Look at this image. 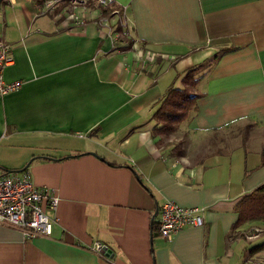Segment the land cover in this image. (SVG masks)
Masks as SVG:
<instances>
[{"label":"crops","instance_id":"0c3cea01","mask_svg":"<svg viewBox=\"0 0 264 264\" xmlns=\"http://www.w3.org/2000/svg\"><path fill=\"white\" fill-rule=\"evenodd\" d=\"M3 1L4 80L22 85L0 97V174L27 173L58 204L41 203L49 237L0 222V264H264V223L235 226L264 185V0H114L124 19L86 4L71 31L44 0ZM227 48L159 144L152 117L176 74ZM164 201L202 209V226L161 239Z\"/></svg>","mask_w":264,"mask_h":264},{"label":"built area","instance_id":"2783aa9c","mask_svg":"<svg viewBox=\"0 0 264 264\" xmlns=\"http://www.w3.org/2000/svg\"><path fill=\"white\" fill-rule=\"evenodd\" d=\"M66 9H60L64 0H44V11L51 13L55 22L63 29L71 31L73 28L85 27L86 4H92L96 9L111 8L114 0H67ZM10 2V0H9ZM112 15H120L124 19V13L111 9ZM125 21L123 20L121 24ZM109 32L114 33L108 23L105 24ZM121 26V25H120ZM14 63L9 54V46L0 40V97L18 91L22 85L20 81L6 82L4 70ZM45 201L46 208L55 211L58 204V196L52 189L35 187L27 173L0 174V222L7 223L20 230L24 240L36 237H49L54 223L41 207ZM200 208H184L171 201H164L160 207L158 220V235L163 240H170L174 234L184 227L202 226L203 217ZM261 229L251 228L247 231L248 239L256 238ZM91 251L102 255L104 249L96 243Z\"/></svg>","mask_w":264,"mask_h":264},{"label":"trees","instance_id":"16d2710c","mask_svg":"<svg viewBox=\"0 0 264 264\" xmlns=\"http://www.w3.org/2000/svg\"><path fill=\"white\" fill-rule=\"evenodd\" d=\"M3 2L1 0V5H3ZM110 9H113V7L107 8V10ZM116 31L120 32V29ZM233 50L234 48L224 49L203 63L176 74L165 95L157 103L158 108L152 117L154 126L151 132L153 137L159 138V144L163 143L164 139L171 133H174L177 126L186 121L196 110L197 100L201 98V95L195 91L197 85L204 78L205 73L217 63L223 53ZM175 149L179 154L180 144H177ZM236 211L238 213V220L235 225L237 228L254 223H264V185L259 186L249 195L243 197L237 203ZM259 249L260 246H257L252 251Z\"/></svg>","mask_w":264,"mask_h":264},{"label":"rangeland","instance_id":"374dc122","mask_svg":"<svg viewBox=\"0 0 264 264\" xmlns=\"http://www.w3.org/2000/svg\"><path fill=\"white\" fill-rule=\"evenodd\" d=\"M4 170H8L7 167L5 165H0V172H3Z\"/></svg>","mask_w":264,"mask_h":264},{"label":"water","instance_id":"95a60500","mask_svg":"<svg viewBox=\"0 0 264 264\" xmlns=\"http://www.w3.org/2000/svg\"><path fill=\"white\" fill-rule=\"evenodd\" d=\"M0 6H1V0H0ZM94 156H96L95 154H93ZM156 216V213H155V215H154V217Z\"/></svg>","mask_w":264,"mask_h":264}]
</instances>
